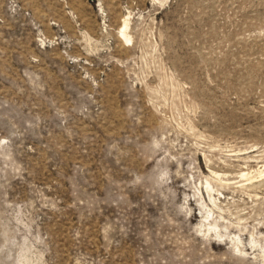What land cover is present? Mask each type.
Here are the masks:
<instances>
[{
  "label": "rangeland",
  "instance_id": "rangeland-1",
  "mask_svg": "<svg viewBox=\"0 0 264 264\" xmlns=\"http://www.w3.org/2000/svg\"><path fill=\"white\" fill-rule=\"evenodd\" d=\"M0 264H264V0H0Z\"/></svg>",
  "mask_w": 264,
  "mask_h": 264
},
{
  "label": "bare ground",
  "instance_id": "bare-ground-1",
  "mask_svg": "<svg viewBox=\"0 0 264 264\" xmlns=\"http://www.w3.org/2000/svg\"><path fill=\"white\" fill-rule=\"evenodd\" d=\"M127 20L124 18V20H123V24L118 28V33H120V36L122 35L123 37H122V40H128V39H130V35H129V33H127L126 31V26H128L127 25ZM118 35V34H117ZM119 37V36H118ZM124 38V39H123ZM128 41H130V40H128ZM215 174V173H214ZM207 218H208V216H207ZM204 219V218H203ZM207 220V219H206ZM208 223V222H207ZM209 224V223H208ZM207 225V224H206ZM208 226V225H207ZM209 227V226H208ZM207 227V228H208ZM211 227V226H210ZM236 238V237H235ZM237 239H239V238H237ZM232 240V239H231ZM235 241H236V239H235ZM253 242V241H252ZM238 244H239V242H237ZM237 246V245H236ZM240 251H241V249H240Z\"/></svg>",
  "mask_w": 264,
  "mask_h": 264
}]
</instances>
